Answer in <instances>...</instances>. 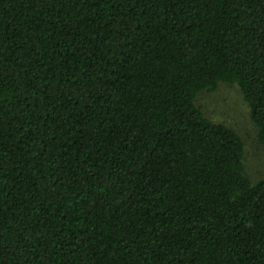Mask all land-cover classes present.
Wrapping results in <instances>:
<instances>
[{"label":"trees","instance_id":"obj_1","mask_svg":"<svg viewBox=\"0 0 264 264\" xmlns=\"http://www.w3.org/2000/svg\"><path fill=\"white\" fill-rule=\"evenodd\" d=\"M222 83L264 142V0H0V264H264Z\"/></svg>","mask_w":264,"mask_h":264},{"label":"rangeland","instance_id":"obj_2","mask_svg":"<svg viewBox=\"0 0 264 264\" xmlns=\"http://www.w3.org/2000/svg\"><path fill=\"white\" fill-rule=\"evenodd\" d=\"M198 104L214 121L236 129L246 143V168L252 180L264 178V142L259 127L251 117L248 102L237 84L222 83L212 91L200 94Z\"/></svg>","mask_w":264,"mask_h":264}]
</instances>
